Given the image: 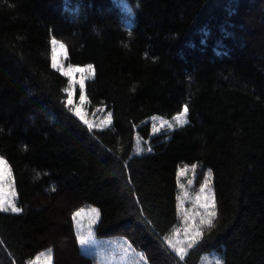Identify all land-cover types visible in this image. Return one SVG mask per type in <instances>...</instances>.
Returning a JSON list of instances; mask_svg holds the SVG:
<instances>
[{"label": "trees", "instance_id": "trees-1", "mask_svg": "<svg viewBox=\"0 0 264 264\" xmlns=\"http://www.w3.org/2000/svg\"><path fill=\"white\" fill-rule=\"evenodd\" d=\"M53 38L69 65L94 66L85 94L108 128L65 107ZM185 104L188 124L151 136V117ZM0 157L22 209L0 211V264L49 249L52 264H98L77 240L83 207L100 212L96 238L148 264H264V0H0ZM184 166L211 170L218 215L181 261L163 241Z\"/></svg>", "mask_w": 264, "mask_h": 264}, {"label": "snow or ice", "instance_id": "snow-or-ice-1", "mask_svg": "<svg viewBox=\"0 0 264 264\" xmlns=\"http://www.w3.org/2000/svg\"><path fill=\"white\" fill-rule=\"evenodd\" d=\"M68 58V50L64 43L53 38L51 40V67L59 71L62 75L68 77L69 84L63 90L66 94V99L63 101L65 107L73 113L80 121H82L89 130H92L95 125L87 118V111L85 104L88 103V97L84 94L85 81L95 76V68L93 65H87L85 67L71 66L65 67L63 61ZM76 73H79V78L76 77ZM79 85L81 95L79 96V103L74 102L75 87ZM189 107L187 104L183 106L182 111L175 115L172 120L163 119L161 117H153L154 121H158L157 124H153V131L159 132L161 129H174L175 127H183L189 123L188 120ZM104 126H110L112 124V115L108 114L107 119L103 122ZM151 151V148L147 149ZM136 151L142 152L144 149L140 146L139 138L137 139ZM193 171L195 166H193ZM188 168H182L179 172V176L185 175ZM212 172L209 170L206 174V179L203 185L200 187L199 192L195 196V202L203 211H196L189 213L184 205L185 200L188 197V192L183 184H180L181 195L177 197L179 201L178 209L182 217L183 228L175 229L172 234L166 237L163 243L179 258L183 261L187 256L190 249L196 246L204 236V230L206 227H212L214 220L217 218V204L215 193L212 190ZM189 184L192 181H188ZM55 190V189H53ZM17 193L15 190V181L12 173V169L8 161L4 157H0V211L13 213H20L22 209L16 204ZM87 217V228L84 226V218ZM100 212L96 208H91L87 212L84 209H80L73 214V221L75 222L76 236L78 243L82 250L87 249L94 243V231L93 226L98 222ZM199 217V220H197ZM183 235V238H181ZM131 249V245L124 249L127 253ZM139 260L142 264H148L147 258L143 254H138ZM52 250L49 249L45 254V264H52ZM216 264H223L222 260H218Z\"/></svg>", "mask_w": 264, "mask_h": 264}, {"label": "rangeland", "instance_id": "rangeland-1", "mask_svg": "<svg viewBox=\"0 0 264 264\" xmlns=\"http://www.w3.org/2000/svg\"><path fill=\"white\" fill-rule=\"evenodd\" d=\"M50 49H51V43H50ZM63 63H64L66 68L69 66V64L67 63V60H64ZM78 67H85V66H78ZM79 75H80L79 73H76L77 78H79ZM64 77L66 79V87H67L69 84V79L66 76H64ZM90 79H87L85 81V84ZM84 94H85V90H84ZM80 95H81V91L79 89V85L77 84L75 87V97H74V102L76 104L79 103V96ZM85 109L87 111V118L90 121H92L95 125H97L93 129H105V128L109 127V126H104V124H103V122L107 119V116L109 114V112L106 109H104V108L91 109L89 107L88 103L85 104ZM153 117H161V116H153ZM153 117H151L149 119L151 136H156V135L161 134L163 132H166L168 130H172V129H161L159 132H154L153 131V124H157V126H158V121H154L152 119ZM161 118L167 119L170 121L172 120V118H164V117H161ZM175 128H177V127H175ZM138 138H139L138 136H136V138H135V153L136 154H142L143 152H148L147 149L150 148V140L145 141V140H142L140 138H139L140 146L144 149V151L139 152V153L136 151ZM185 167L188 168V171L185 173V175L179 176L180 170L182 168H185ZM192 169H193V166H184V167H181L178 171L179 196L181 195L180 184H183L185 189L188 192V197L185 200L184 207L190 214L194 213L196 211H203V209H200L199 206L196 204L195 196L199 192L200 187L203 185L204 180L207 178L206 177L207 171H205L202 174L199 172L197 166H195L194 171ZM190 180L192 181L191 184L188 183V181H190ZM211 186H212V182H211ZM15 190H16V188H15ZM212 190H213V187H212ZM178 204H179V201H177V210H178V214H179V224L175 229L183 228L182 217H181V214H180L179 209H178ZM91 208H94V207H83L80 209H84L87 212ZM8 212L13 213L11 211H8ZM197 220H199V217H197ZM87 224H88V219H87V217H85L84 218L85 228H87ZM95 226H96V224L93 226V231L95 229ZM206 228H208V227H206ZM181 238H183V235H181ZM129 245L130 244L121 237H113V238L103 239V238H96V236L94 234V243L92 245H90L87 249H84L82 251L85 253H88L89 255L94 256L97 259L98 264H142V262H140V260H139V255H138L139 253L136 252L132 247L127 253H125L124 249L128 248ZM47 252H48V250L41 252L40 254L35 256L29 262V264H45L44 257H45V254ZM218 260H220V258L214 254L206 255L203 257L201 264H216V262Z\"/></svg>", "mask_w": 264, "mask_h": 264}]
</instances>
